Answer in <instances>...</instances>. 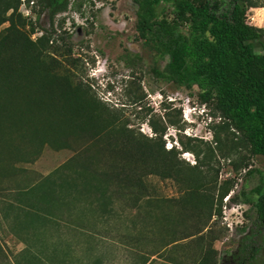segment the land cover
I'll return each instance as SVG.
<instances>
[{
    "label": "trees",
    "instance_id": "1",
    "mask_svg": "<svg viewBox=\"0 0 264 264\" xmlns=\"http://www.w3.org/2000/svg\"><path fill=\"white\" fill-rule=\"evenodd\" d=\"M136 2L138 35L169 57L157 74L200 89L199 99L215 108L252 154L264 157V30L248 21L251 0H173L187 32L179 30L177 20L156 18L160 0ZM20 4L0 0V26L7 24L0 30V222L8 220L11 229L25 233L13 264H68L69 242L53 233L63 224L87 237L100 236L99 227L120 216L117 201L130 202L134 211H140L141 200L151 205L146 177H175L195 194L203 180L195 172L180 174L170 149L137 137L88 83L74 81L69 69L62 70L50 50L55 18L70 9L83 16L88 7L93 9L92 0H37V14L46 13L48 29L31 22ZM37 31L41 33L32 38ZM254 43L262 52L255 51ZM73 142L83 146L76 148ZM45 145L74 154L46 175L11 182L26 171L18 164L36 160ZM253 192V233L260 234L264 191L257 186ZM260 246L253 245L239 263L248 264ZM151 255L141 254L140 264H149Z\"/></svg>",
    "mask_w": 264,
    "mask_h": 264
},
{
    "label": "rangeland",
    "instance_id": "2",
    "mask_svg": "<svg viewBox=\"0 0 264 264\" xmlns=\"http://www.w3.org/2000/svg\"><path fill=\"white\" fill-rule=\"evenodd\" d=\"M31 1L29 15L21 11L23 6L20 11L39 29L50 28L46 13L37 14V0ZM92 1L93 9L88 7L83 16L71 9L56 16L50 50L74 81L88 83L137 137L152 138L157 147L170 149L173 161L182 168L180 174L195 172L203 187L195 194L175 177L150 175L145 180L154 200L151 205L141 200L140 211L138 207L134 211L130 202L117 201L114 206L120 216L99 227L100 236L87 237L63 224L53 233L69 242L68 264H140L141 254H152L149 264H240L257 244L261 245L257 255L245 262L264 264V231L253 233L251 209L253 189L261 186L264 191V157L252 154L215 108L199 99L200 89L179 86L157 74L169 57L138 35L136 0ZM251 2L248 21L264 30V0ZM156 15L181 22L179 30L187 32L188 24L174 11L173 0H160ZM254 46L262 52L258 43ZM73 154L72 149L45 145L36 160L18 164L26 171L10 181L39 178ZM17 231L8 220L0 222V264H13V255L24 247L19 237L25 233Z\"/></svg>",
    "mask_w": 264,
    "mask_h": 264
},
{
    "label": "built area",
    "instance_id": "3",
    "mask_svg": "<svg viewBox=\"0 0 264 264\" xmlns=\"http://www.w3.org/2000/svg\"><path fill=\"white\" fill-rule=\"evenodd\" d=\"M30 3H33V1H29ZM20 6H23L24 8L21 10L25 15H29V9L27 8L28 3L25 0H21Z\"/></svg>",
    "mask_w": 264,
    "mask_h": 264
}]
</instances>
